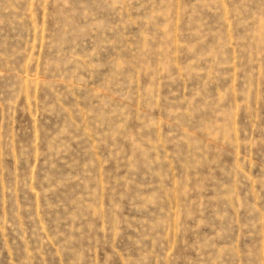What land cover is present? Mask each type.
<instances>
[{
  "label": "rangeland",
  "instance_id": "1",
  "mask_svg": "<svg viewBox=\"0 0 264 264\" xmlns=\"http://www.w3.org/2000/svg\"><path fill=\"white\" fill-rule=\"evenodd\" d=\"M0 264H264V0H0Z\"/></svg>",
  "mask_w": 264,
  "mask_h": 264
}]
</instances>
